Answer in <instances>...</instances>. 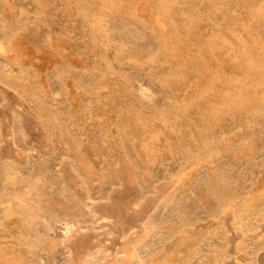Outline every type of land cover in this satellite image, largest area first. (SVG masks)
Listing matches in <instances>:
<instances>
[{"label": "rangeland", "instance_id": "1", "mask_svg": "<svg viewBox=\"0 0 264 264\" xmlns=\"http://www.w3.org/2000/svg\"><path fill=\"white\" fill-rule=\"evenodd\" d=\"M248 67L259 78L252 81ZM10 102L9 115L0 114L8 120L0 123V148L11 153L0 157V190L9 189L0 200V240H21L47 225L58 236L57 220L66 217L79 220L83 233L114 237L115 217L95 221L84 202H112L127 164L146 202L155 186L212 149L214 163L188 179L193 191L207 174L229 172L231 179L240 170L244 192L249 162L264 159V0H0V109ZM17 110L34 117L33 140L21 132ZM252 143L261 151H251ZM21 178L24 186L13 184ZM187 195L188 228L204 233L209 226L210 245L197 262L210 264L223 256L230 233L215 225L219 218L197 215ZM160 207L157 222L179 214ZM256 223L244 232L241 255L264 244V219ZM64 253L59 246L43 264H65Z\"/></svg>", "mask_w": 264, "mask_h": 264}, {"label": "bare ground", "instance_id": "2", "mask_svg": "<svg viewBox=\"0 0 264 264\" xmlns=\"http://www.w3.org/2000/svg\"><path fill=\"white\" fill-rule=\"evenodd\" d=\"M241 38H239V39H241ZM233 39H235V38H233ZM225 40H227V39H225ZM242 40H240V41H242ZM243 42H244V40H243ZM243 42H241V43H243ZM224 43H226V41L223 42V44ZM228 44H229V42H228ZM238 45H239V43H238ZM224 48H225V46H224ZM249 54L250 53H248L247 56ZM250 60H251V58L248 61H250ZM227 61H229V60H227ZM246 63H247V60H246ZM251 63H254V61L252 60ZM251 63H249V64H251ZM257 63L258 62H256V64ZM242 64L244 65V63H242ZM256 66H258V65H256ZM245 68H246V65H245ZM254 68H256V67H254ZM254 68L250 67L248 70V77L253 79L252 81L257 79V77H258L257 73L259 74V72H258L259 70H256ZM238 72H239V70H238ZM228 74L231 75L230 78L234 77V75L231 74V71ZM242 76L246 77L247 75L246 76L242 75ZM234 79H235V77H234ZM230 80H232V79H230ZM238 80H237V82H238ZM232 82H234V81H231V83ZM243 83H246L245 80L243 81ZM243 88H245V87H243ZM227 89H228V87H227ZM145 90L146 89H144V91ZM142 92L143 91H141V93ZM141 93H140V95H141ZM145 93H147V92H145ZM231 93H234V92H231ZM216 94H214V96ZM221 94H222V92L221 93L219 92L217 94L218 95L217 96L218 101H223L224 92H223V95H221ZM142 95H144V94H142ZM234 96H236V95H234ZM246 97H248V96H246ZM243 98H242V100H244V102H246L250 99V97H248L249 99L248 98L243 99ZM236 101H237V99H236ZM257 103H259V102H257ZM230 105H232V104H230ZM12 106L13 105L11 104V102L8 103L7 105H4L3 108L0 109V114L2 115L5 112L9 113ZM12 109H14V108H12ZM22 111H24V110H22ZM18 113L22 114L23 112L20 113L18 111ZM8 115L3 114V116H6V117ZM22 115H24V114H22ZM22 115L20 116L21 118H19V124H20L19 126L21 129V132L25 136L28 135V137L33 140L34 132H31V131L33 130V128L35 126L34 125L35 119H33L34 118L33 116H32L33 118H31V115H29V114L28 115L26 114V117H25V115H24V117ZM7 121L8 120H6V122ZM33 121H34V123H33ZM6 122L0 121L1 124L2 123L6 124ZM207 122H208V120H207ZM1 124H0V128H2ZM7 124H8V122H7ZM3 127L5 128L7 126L3 125ZM2 129H1V132H3ZM39 129H40V127H39ZM41 130H42V128H41ZM7 134H10V133H6V135ZM1 135H2L1 137L3 138L2 140L4 141L3 133ZM197 140L198 139H196V141ZM233 140H234V138H233ZM6 145H8V144H6ZM250 146H251V148H250L251 151H253L254 153L261 151L260 149H258L259 145H257V143L256 144L252 143V144H250ZM7 149H6V147L4 148V146H1L0 157L4 158L5 155H9V154L11 155V153H9V151ZM211 150L212 149H207L204 152H202L201 155H198L189 165H187L185 167L186 169H184L183 171H179L177 174H175L173 176V178H171V180L167 181L164 184L155 186L153 196L149 197L150 199L147 198L148 200L146 202L144 201L145 203L142 201L144 198L143 197L144 192H143L142 188L138 184L134 183V181L132 182V180H131L130 176H132V174H133V173L131 174L129 172V170L131 168L128 170V167H127L128 164L123 166V169L121 168L122 170H120L121 178H122L121 179V181H122L121 187L122 188L115 190L116 192L111 196L112 202H109L106 204H100V205L97 204L96 206L93 202H86V201L84 202L85 208L90 212L89 214L92 215V217L95 219V221H98L99 219H104V220L106 219L107 220V219H111L112 217H115L112 227L110 226L114 232V234L112 233L110 235H113L114 237L110 238L107 235V234H109L108 232L96 234V233L90 231L88 233H83L82 229H84V228L82 225H80L79 220L70 219L67 217L66 218H60L57 220L58 221L57 223H61L60 229H62V230L58 236L55 234L56 232H54L53 226H51V225L45 226L44 231H39L37 228H35L33 231H31L34 227L30 226L31 229H30V227H28V228L30 229L31 232L29 231L30 232L29 234H27V232H26L27 235L23 234L21 240H16V241H13V240L10 241V239L4 240V241L0 240V264H43V261H45L46 258L50 259L49 257L52 256V254L55 252V250L59 246L65 250L66 253H64V254H67V257H66L67 261L65 264H198L197 261L201 258V256H203V253L205 251L204 250V248H205L204 244H206V242H207L206 245L207 246L210 245L209 236L208 237L205 236V234L207 233V230L209 229V226H206V230H205L206 232H204V233H203V230L200 228L196 229V230L195 229L192 230V228L191 229L188 228V226L191 225L192 220H193L190 210L186 209L187 201H188V197H189V195H187V193L189 191H190V194L194 195L193 196L195 198V200H194L195 206L194 207L196 209L195 213H197V215L212 217V218H219L220 221L218 220L219 222L217 221L215 225H217V223H219V224H221L220 225L221 228L223 227V229H225L223 232L221 230L222 234L223 233H225V234L230 233L231 234V232H232V235H230V234L228 236L226 235V239H227L228 243H230V245L228 246L227 244H225L226 250H223L224 251L222 253L223 256H217V255L212 256V258H210V264H264V251H262L264 249V244H263V246L260 245V247L252 248V252L250 251L251 252L250 257L248 255L246 256V255L240 254V251L246 247V245H244V242L246 241L247 236H246V234H244V232L249 231L255 225L257 228V226H259V225H257V223L255 224V220H257L258 218L264 219V159L261 160V163L259 162V164L256 163L254 160L250 161L251 158L247 160V161H250L249 163H251L254 166V168L251 171H249L250 172L249 173L250 182H249V185H246L244 187V190H245L244 192H239L240 186L243 185V184L239 183L240 178L242 177V175H241L242 172H240V170H237L235 177L231 178V179H229V176L231 175V173H229V172L217 173V174H213L211 176H208V174H207L204 176L205 179L202 181V183L199 184L200 190L194 189V191H193V187L191 185H193L194 183L190 185L191 182H189L190 180H188V179L192 174H194V176H195V173L200 172L204 168V163L206 161L214 163L212 161L213 157L211 155V153H212ZM236 150L237 149H234L232 151L233 159L240 158L238 156V154H237L238 152H236ZM228 151H229V149H228ZM41 153H42V151H41ZM196 153H198V152H196ZM247 153H248V151H246V156H248ZM14 154H15V152H14ZM234 154H237L238 157L234 156ZM244 155H245V153L242 156L243 158H244ZM31 156H33V155H31ZM248 157H251V156H248ZM11 158H13V157H11ZM18 160L17 161L15 160V162L19 163ZM258 165H259V167H257V169H256L255 166H258ZM206 167L208 168L209 166L207 165ZM6 168H8V167H6ZM15 168H17V167L12 166L11 168H9V170L12 169V170H14L13 172H15L17 170ZM61 169H63V168H61ZM243 170H245V169H243ZM6 179L8 180V178H6ZM23 179L24 178H21L17 182L16 181L13 182V184L19 185V187L24 186V184L27 183L28 181L26 180L27 181L26 182ZM134 179H135V177L133 178V180ZM246 180H248V179H246ZM66 182H67V180H66ZM69 184H73V182L72 183L70 182ZM70 188L72 189V187H70ZM32 190H33V187H32ZM8 193H9V189L7 186H5L2 191L0 190V200L3 199V197L6 196ZM74 193H75V191L73 190V192H72L73 196H74ZM81 198H82V196H81ZM13 199H15V198H13ZM109 199H110V196H109L108 200ZM0 202H2V201H0ZM79 204H80V202H79ZM138 206L140 208H136ZM160 206H162L164 209H167V210L171 209L170 211L172 213L177 211V212H179V214L173 215V217L171 219H167V220L157 222L156 219H154V214L156 212V209H158ZM27 207H29V206H27ZM29 213H32V212H29ZM30 216H32V215H30ZM25 218H27V216H25ZM22 221H23V219H22ZM211 222H213V221H211ZM212 224H214V223H212ZM105 225H109V224H105ZM262 225H263L262 227L264 229V224H262ZM212 226L214 227V225H212ZM203 228H205V227H203ZM260 228H258V229H260ZM234 229H240L241 232L238 230L239 231V233H238V232L234 231ZM21 231H23V229ZM197 233L198 234L201 233L200 235L203 234L202 237H198ZM248 234H250V233L248 232ZM249 236H252V235H249ZM258 237H260V236H258ZM262 237H264V236H262ZM222 238L223 237L221 236V239ZM254 239H256V237ZM251 240H253V239H251ZM251 240H249L248 245L252 244V243H250ZM261 241L264 242V238ZM216 242H218V241L216 240ZM254 246H256V245H254ZM61 254H63V252ZM49 255H51V256H49ZM53 261H54V259H53ZM53 261H50V262H53Z\"/></svg>", "mask_w": 264, "mask_h": 264}]
</instances>
